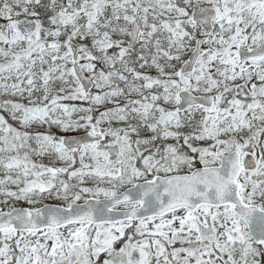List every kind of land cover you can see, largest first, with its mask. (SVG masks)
<instances>
[{
	"label": "snow or ice",
	"instance_id": "6c2138e0",
	"mask_svg": "<svg viewBox=\"0 0 264 264\" xmlns=\"http://www.w3.org/2000/svg\"><path fill=\"white\" fill-rule=\"evenodd\" d=\"M0 264H264V0H0Z\"/></svg>",
	"mask_w": 264,
	"mask_h": 264
}]
</instances>
